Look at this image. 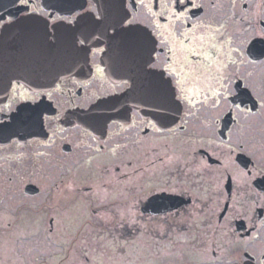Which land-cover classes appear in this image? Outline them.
Here are the masks:
<instances>
[{"label": "flooded vegetation", "instance_id": "af4514ba", "mask_svg": "<svg viewBox=\"0 0 264 264\" xmlns=\"http://www.w3.org/2000/svg\"><path fill=\"white\" fill-rule=\"evenodd\" d=\"M144 2L151 6V12L132 0H123L122 8L117 0H74L82 7L76 6L72 12L67 11L66 0H32L27 6L19 4V0H0V24H4L0 27V58L8 63L7 69H0L8 70L0 71L2 239L18 241L30 235V230L23 234L18 222L31 207L45 212L46 223L51 216L50 231L57 227L76 235L80 225L92 224L91 237L109 246L122 261L127 253L143 255V239L154 242L150 264H227L232 257L224 249L248 241L249 234L264 232V200H256L254 211L247 215L241 208L242 204H250L257 193L264 196V177L257 176L261 183L254 181L248 186L239 173L245 163L253 172L264 169V108L258 103L249 114L230 106L233 101L240 103L235 96L222 100L218 108L211 107V100L208 105L181 104L178 120L166 125L161 133L144 127V122L153 116L143 114L142 109L134 107L126 115L135 113L132 118L137 124L133 129L127 128L131 120L125 118L106 124L98 112L100 101L129 91L121 83L128 79L111 78L104 63L114 32L102 23L82 34L76 23L57 18L82 13L110 21L119 12H128L138 21L136 28L152 35L156 51L160 52L159 38L153 33V13H167L160 0ZM195 2L203 8L191 9V19L186 23L176 22L177 36L198 21L219 28L225 39L243 38L245 32L252 31V25L264 26V0ZM9 20L11 23H7ZM80 40H84L83 45ZM63 45L68 46L69 57L74 55L73 48L79 51L75 58L81 63L75 73L62 74L61 62L57 65L62 60L58 50ZM47 48L55 49L56 56L50 58L49 66ZM165 55L160 54L159 63L165 61ZM130 59L122 57L124 62ZM221 60L228 63L227 55L222 54ZM98 68L103 71L98 72ZM224 71L232 78L227 88L236 95L245 90L250 93L242 107L252 108L253 100L264 96V63L237 61ZM245 85L249 87L245 89ZM49 92H53L51 99ZM21 93L27 98H22ZM229 138L233 148L240 140L244 148L230 153L221 146ZM163 146L170 150H160ZM51 176L60 179L51 184L46 180ZM61 177H72L74 183L64 185ZM31 184L38 188L36 194L28 192ZM147 185L171 186L177 194L154 199V211H146L143 206L148 199L140 198V187ZM14 194L22 200L11 201ZM40 195L45 199L39 201V206L30 205L29 199ZM51 203L54 204L48 207ZM105 214H111L113 221L108 222ZM45 224L34 231L44 233ZM87 248L82 249L86 257ZM103 250L95 248L96 257L93 261L87 258L91 259L88 264H98L96 258L105 263L110 255L100 256ZM73 251L66 248V254L40 264H63V257H69L68 264H86L74 258ZM262 251L264 238L252 241L245 264H259L264 258ZM113 259L107 263L112 264ZM25 260L17 250L8 264H26Z\"/></svg>", "mask_w": 264, "mask_h": 264}, {"label": "snow or ice", "instance_id": "6c2138e0", "mask_svg": "<svg viewBox=\"0 0 264 264\" xmlns=\"http://www.w3.org/2000/svg\"><path fill=\"white\" fill-rule=\"evenodd\" d=\"M31 2L32 0H19V4L25 6ZM117 2L122 8L123 0H117ZM160 2L167 13L166 16L162 13H153L155 17L153 33L159 38L160 52L156 51L152 35L137 29L135 25L138 21L128 12H119L110 21L107 17L101 20L91 14L82 13H77L71 18L58 17L57 19L76 23L82 34L94 30L102 23L106 24V29L112 28L114 36L111 39H119L139 72L138 77H133L131 83L128 80H123L121 83L124 88L136 92L141 98V103L152 106L154 109L153 119L145 121L144 127L151 128L156 133H161L164 130L179 104L192 106L202 103L208 105L211 100V107L218 108L221 106L222 100L226 101L228 97L235 96L240 103L233 101L230 106H234L240 112L253 113L257 103L259 107L264 108V96H261L259 101L253 100L252 108L242 107L250 97V93L245 90L236 95L227 88L226 85L231 83L232 78L224 71L229 64L235 65L237 61L240 64L264 63V59H261L264 57V26L252 25V31L245 32L243 38L229 36L225 39L219 28L213 29L210 23L205 24L203 21H198L177 36L176 22L186 23L191 19L188 15L191 9H202L203 6L196 3L195 0H160ZM66 3L69 5L67 7L69 12H72L76 6L82 7V5H76L74 0H66ZM132 3H139L142 7H148L149 12L152 11L150 5H145L144 0H132ZM35 11L36 9H33V12ZM7 23H11V20ZM3 26L4 24H0V27ZM197 32H200L201 35L197 36ZM79 43L83 45L84 40H80ZM225 45L228 46L226 53ZM81 50L87 51L86 49ZM98 51H102V49H98ZM161 53H166L163 63H159ZM222 54L227 55L228 63L221 60ZM157 69L159 70L157 71ZM97 71L102 72L103 70L98 68ZM237 79L242 80L243 78L237 77ZM205 83L207 87L204 86ZM16 87L22 86L17 85ZM248 87L245 85V89ZM20 95L22 98H27L24 93ZM47 96L51 99L53 92L47 93ZM197 97H202V100H197ZM134 115L135 113L132 116H125V119L131 120V123L127 125L128 129L136 127L137 122L132 118ZM118 126L124 127L122 124H118ZM177 127H181V125ZM221 146L227 148L231 153L237 149H243L245 144L240 140L233 148L231 138H229L227 142H222ZM112 151L115 154L116 149L114 148ZM237 167L239 166L237 165ZM239 173L243 178V183L248 186H251L254 181L261 183L257 180V176L264 177V169L253 172L247 168L246 163L243 169H239ZM176 194V189L171 186L147 185L140 187V198L148 199L150 202L153 199H168ZM256 200H264V196L257 193L250 204H242L244 215L254 211ZM261 207H264V203L261 204ZM132 222L135 223V220L133 219ZM261 224H264V221H261ZM261 238H264V232L258 231L254 235L249 234L248 241L230 244L228 248L224 249V252L232 257L227 264H245L246 258L249 257V244ZM103 239L101 237V240ZM260 255L264 257V251ZM259 264H264V258L260 259Z\"/></svg>", "mask_w": 264, "mask_h": 264}, {"label": "rangeland", "instance_id": "374dc122", "mask_svg": "<svg viewBox=\"0 0 264 264\" xmlns=\"http://www.w3.org/2000/svg\"><path fill=\"white\" fill-rule=\"evenodd\" d=\"M166 149L167 151H169L170 147L166 148L165 146H163L162 149L160 147V150H166ZM61 178L64 179L63 181L64 185L74 183L72 177H61ZM57 179L59 180L60 177L51 176L46 180L50 181V183L53 184ZM43 198H44L43 195L30 198L29 199L30 205L39 206V201L43 200ZM21 200L22 197L19 194H14L11 198V201L17 202ZM53 204L54 203L48 204V207L52 206ZM48 210L50 211L51 209L48 208ZM89 213H90L89 214V218H90L92 216V213L91 211ZM104 216L108 219V222L113 221V216L111 214L108 215L105 214ZM45 217L46 215L44 211H40L36 208L31 207L30 209H27L23 212V220L18 222L23 234L30 230L31 233L27 238H25L24 240L16 241L15 238L2 239L0 237V256H2V258L1 257L0 258L3 259V261H1L2 264H8L9 261L12 262L13 256L15 253H17V250L19 254L25 256L26 264H40L47 260L53 261L55 256L66 254L65 253L66 248L74 250L72 256L74 258L81 259L86 264L91 263V259L93 261V258L96 257L97 253L94 255L95 248L96 249L104 248L100 256L110 255L108 258L105 259L106 261L103 264H108L107 260L113 258L114 261L112 262V264H150L151 259L154 257V252L151 250V248L154 247V242H149V241L147 242L142 239L140 243H141V248L143 250V255H139L138 253H134V254L127 253L125 260L122 261L119 258V256L112 254L111 248L109 246L107 247L98 239L91 237V234L93 233L92 224L87 223L80 225L78 233L76 235H73V233L67 232V230L66 231L64 230L65 232L58 230L57 227H54V230L50 231L51 224H49V218L51 216L47 217V223ZM43 224L46 225V229L44 233L40 234L39 230L34 231ZM95 225L100 226L102 224L96 221ZM48 233L51 234V237L47 235ZM15 236L18 237L19 234L15 233ZM81 237H83L84 240H81L82 239ZM84 246L89 248V249L87 248V250H89V253H87L88 257L85 256L86 252L82 250ZM89 257H91L90 260L87 259ZM61 259H62L61 262H63V264L69 263V257L67 258L63 257ZM96 263L102 264V261L96 258Z\"/></svg>", "mask_w": 264, "mask_h": 264}, {"label": "water", "instance_id": "95a60500", "mask_svg": "<svg viewBox=\"0 0 264 264\" xmlns=\"http://www.w3.org/2000/svg\"><path fill=\"white\" fill-rule=\"evenodd\" d=\"M77 31H80L79 27L77 28ZM93 34L96 35L97 33L94 32ZM112 40H117L119 44H117V42L116 43L113 42L112 44H109V47H108L109 51L106 55V59L104 62L105 65L107 66V69H106L107 73L113 79H118V80L128 79L132 82V78L138 77V76H131L130 74H137V73L139 74L138 69L132 59L128 60L127 62H124L122 60V57H128L129 55L127 54L126 50L124 49L123 45L121 44L118 38L111 39L110 41ZM67 47L68 46L64 45L62 47V50L60 49L58 50L59 51L58 55L61 52L62 57H63L61 61L62 68H63V69L61 68L62 74L75 73L79 64L81 63L79 61L80 59L78 58L73 59V58L68 57L66 53ZM73 51H74V54H77V52H79L75 48H73ZM79 56L80 55H77V57ZM51 57H54V58L56 57L55 49L47 48V65L48 66L50 65ZM71 59L73 62L70 61ZM7 64L8 63L5 59L0 58V69H2V67H5ZM3 69H7V66ZM0 71L7 72L8 70H0ZM180 106L181 105L179 104L178 108L172 113V119L167 123V125L173 123V121L174 122L177 121L179 113H180ZM133 107H138V108L143 107L142 109L143 113L146 115H152V112L154 111L151 105L141 103L140 96L136 92H133L130 90L124 94L117 95V96L101 101L97 105V110L99 113L103 115V117H105L104 123H107L108 121L112 119L123 120ZM85 124L92 125L90 121H86ZM27 190L33 194L38 191V188H36L34 185H30ZM143 207H144V210L146 211H154V199L151 200V202L147 200L144 203Z\"/></svg>", "mask_w": 264, "mask_h": 264}]
</instances>
